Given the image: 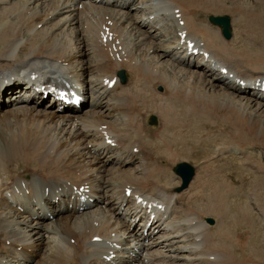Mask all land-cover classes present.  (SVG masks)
<instances>
[{"label":"bare ground","instance_id":"6f19581e","mask_svg":"<svg viewBox=\"0 0 264 264\" xmlns=\"http://www.w3.org/2000/svg\"><path fill=\"white\" fill-rule=\"evenodd\" d=\"M110 1L103 7L94 0L61 1L58 5L67 7L66 11L47 20L46 15L56 10L54 0H0V85L16 76L12 82L23 89L24 82L41 86L51 81L53 69L61 70L60 62L70 65L76 60H86L87 66L70 72L82 81L113 71L101 57L107 50L99 38L102 28L118 33L122 45L139 47L141 53L136 60L138 87L128 105L109 101L103 86H98L95 103L106 102L108 108L123 112L121 120H109L107 113L94 111L95 103L83 113L67 114L62 125L46 104L41 109L28 104L0 108V264H35L37 253L31 252L39 239L46 244L47 235L54 248L70 253L66 259L70 264H130V260L135 264H264V202L251 197L264 177V92L251 86L257 77L264 78V0H122L119 7L108 5ZM185 5L193 8V14ZM68 6L81 14L66 20ZM175 7L185 18L182 25L174 21ZM115 8L122 12L116 13ZM208 9L232 14L229 38L211 25L203 26L196 12ZM125 14L129 17L123 24L134 27L145 43L120 33L122 26L117 25ZM154 22H161L162 38L153 31ZM183 28L202 39L207 57L180 48L179 37L173 38L172 31ZM177 56H193L195 64L179 66L174 62ZM116 58L117 65L135 62L122 55ZM220 66L228 68L227 74L218 71ZM31 69L38 72L37 78H27ZM156 84L162 92L155 91ZM22 95L19 92L14 98L24 101ZM149 114L158 117L156 125L147 124ZM101 122L110 127L114 146L98 141ZM127 138L136 143L125 144ZM255 146L260 154L253 159L250 150ZM138 150L144 154L138 155ZM189 156L204 162L197 183L174 191L171 187L177 180L170 173L163 178L158 171L165 173L173 160ZM260 168L259 178L256 170ZM21 180L51 187L49 202L51 194L64 196L72 184L88 183L96 198L82 214L59 205L54 221L38 225L46 218L36 219L29 210L17 207L18 202L24 203L15 190ZM253 180L257 183L252 184ZM127 182L136 184L133 193L145 197L154 193V199L164 196L160 199L164 210L154 211L150 219L133 195L120 198ZM53 187H61V192ZM8 191L15 200L9 201ZM206 217H212L214 224L207 223ZM136 219L145 221L140 229ZM149 221L150 229L144 233ZM118 222L125 227L123 233ZM28 223L36 243L25 230ZM95 231H102L104 241L116 240L125 256L116 254L106 260L111 255L106 243L94 247L89 243ZM112 231L115 234H109ZM17 246L25 257L21 262L13 260ZM37 251L42 256L44 251ZM45 263L46 258L37 264Z\"/></svg>","mask_w":264,"mask_h":264},{"label":"rangeland","instance_id":"374dc122","mask_svg":"<svg viewBox=\"0 0 264 264\" xmlns=\"http://www.w3.org/2000/svg\"><path fill=\"white\" fill-rule=\"evenodd\" d=\"M233 17V16H232ZM217 83V82H216ZM162 89V88H161ZM161 89H158V90H161ZM250 154H251V156H252V158L253 159H255V157L257 158L259 155L258 154H260V152L258 151V148L257 147H254L252 150H250ZM254 156V157H253ZM192 157H194V158H196V159H199V158H197V157H195V156H192ZM226 159H228L229 160V162H230V160H232V158H230V156L228 155L227 156V158ZM225 160V159H224ZM227 160V161H228ZM178 161V160H177ZM226 161V160H225ZM226 161V162H227ZM244 159L242 160V162L244 163ZM198 162V164L200 163L201 165L199 166V168H198V171L199 170H201V168H202V166L204 165V162L202 161V160H199V161H197ZM244 166L245 167H249V164H244ZM137 167V166H136ZM251 167V166H250ZM130 168H135V167H130ZM232 168H233V166H232ZM252 169V168H251ZM258 173V176H259V178H260V169H258V170H256ZM253 174V173H252ZM235 185L236 186H239V183H235ZM239 189V188H238ZM242 194V193H241ZM235 195V196H234ZM262 195H264V193L262 194ZM232 197H236V193L235 192H233V194H232ZM31 223H32V221H31ZM214 224V220H213V222L211 223V225H213ZM28 226V227H27ZM26 227V228H25ZM25 230L30 234V236H31V239H33V237H32V234H31V231H30V229H29V223H28V225H25ZM35 231V230H34ZM36 234V233H35ZM50 235H47V237H46V244H43L42 243V241H41V239H39V242H38V244H35L36 246V250L35 251H32L31 253H33V254H36L37 253V250H43L44 252L42 253V256L36 261V263L35 264H37V263H39V262H42L45 258H46V263L45 264H68L69 262L66 260L69 256H70V253L65 249V248H61V249H57V248H54L53 246H52V244L50 243V238H48ZM52 236V235H51ZM34 240V239H33ZM35 241V243H36V240H34ZM46 245V247H44ZM49 245V246H48ZM40 247H42L41 249H40ZM44 248H45V250H44ZM55 249V251L53 252V250ZM58 251H57V250ZM47 252H49V253H47ZM50 253H52L51 254V256H50ZM56 254H57V256H56ZM69 254V255H68ZM33 258H32V262L35 260V256H32ZM56 257H59V258H56ZM34 259V260H33ZM53 260V261H52ZM65 261V262H64ZM70 264V263H69ZM80 264V263H79Z\"/></svg>","mask_w":264,"mask_h":264}]
</instances>
